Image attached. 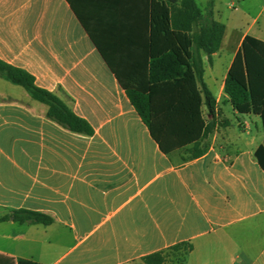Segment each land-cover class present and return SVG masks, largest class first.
<instances>
[{
    "label": "crops",
    "instance_id": "obj_1",
    "mask_svg": "<svg viewBox=\"0 0 264 264\" xmlns=\"http://www.w3.org/2000/svg\"><path fill=\"white\" fill-rule=\"evenodd\" d=\"M219 14L213 0L220 22ZM227 25L211 62L201 53L217 124L192 158L191 145L159 150L117 78L145 73V0H0V61L93 130L61 128L44 104L0 78V216L26 209L54 219L1 221L0 264H144L177 244L187 249L178 264H264V171L254 157L262 125L238 114L223 90L250 29L221 61Z\"/></svg>",
    "mask_w": 264,
    "mask_h": 264
},
{
    "label": "trees",
    "instance_id": "obj_2",
    "mask_svg": "<svg viewBox=\"0 0 264 264\" xmlns=\"http://www.w3.org/2000/svg\"><path fill=\"white\" fill-rule=\"evenodd\" d=\"M72 9L75 11L73 4ZM149 38L144 75L123 80L117 76L131 105L162 153L191 145V157L202 155L200 142L216 127L215 99L203 81L201 53L211 56L221 44L225 26L213 17V0L201 9L195 0H145ZM104 60L109 61L101 50ZM0 78L22 87L44 104L45 117L61 128L80 135L93 133L57 96L37 87L24 70L0 61ZM232 108L241 115L260 118L263 143L254 157L264 171V41L245 35L227 71L223 87ZM204 110L210 115L207 120ZM50 225L54 219L42 212L7 209L0 222ZM187 249L183 244L157 251L144 264H178ZM17 264H40L17 259Z\"/></svg>",
    "mask_w": 264,
    "mask_h": 264
},
{
    "label": "rangeland",
    "instance_id": "obj_3",
    "mask_svg": "<svg viewBox=\"0 0 264 264\" xmlns=\"http://www.w3.org/2000/svg\"><path fill=\"white\" fill-rule=\"evenodd\" d=\"M200 8H204L209 0H195ZM219 7V20L227 25L228 47L220 51L221 61L228 58L241 31L249 28L251 36L264 40V0H216ZM230 21V22H229ZM228 106V105H226ZM227 118L235 123L238 118L229 114ZM257 122L259 119H255Z\"/></svg>",
    "mask_w": 264,
    "mask_h": 264
}]
</instances>
